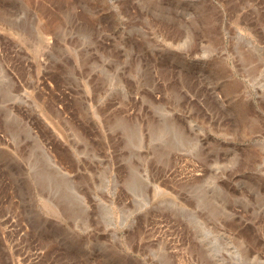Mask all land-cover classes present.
<instances>
[{
    "label": "rangeland",
    "instance_id": "obj_1",
    "mask_svg": "<svg viewBox=\"0 0 264 264\" xmlns=\"http://www.w3.org/2000/svg\"><path fill=\"white\" fill-rule=\"evenodd\" d=\"M0 264H264V0H0Z\"/></svg>",
    "mask_w": 264,
    "mask_h": 264
},
{
    "label": "bare ground",
    "instance_id": "obj_2",
    "mask_svg": "<svg viewBox=\"0 0 264 264\" xmlns=\"http://www.w3.org/2000/svg\"><path fill=\"white\" fill-rule=\"evenodd\" d=\"M213 211V210H212Z\"/></svg>",
    "mask_w": 264,
    "mask_h": 264
}]
</instances>
